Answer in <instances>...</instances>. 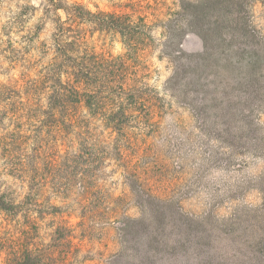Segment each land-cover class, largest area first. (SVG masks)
<instances>
[{
    "label": "trees",
    "instance_id": "obj_1",
    "mask_svg": "<svg viewBox=\"0 0 264 264\" xmlns=\"http://www.w3.org/2000/svg\"><path fill=\"white\" fill-rule=\"evenodd\" d=\"M251 1L116 0L113 10H92L73 0L29 5L24 14L34 19L30 42L39 41L46 26L51 30L48 42L32 48L36 54L24 67L28 72L0 81L2 264H65L72 230L63 219L62 203L77 200L81 209L105 206L103 183L111 161L124 179L137 178L123 148L135 140L134 129L142 130L154 118L147 63L154 51L172 65L168 85L183 69L209 73L213 90L207 91L202 107L223 100L219 88L225 91L233 80L250 92L245 100L253 97L264 83V36L252 27ZM188 35L200 40V52L183 51ZM106 40L120 44L121 52L107 51ZM181 56L188 59L179 62ZM219 112L224 118L230 115L223 108ZM256 130L252 124L241 127L248 137ZM3 178L14 183H3ZM261 184L262 206L245 211L253 223L237 217L225 225L231 227L226 237L200 232L187 240L198 251L197 264H264V176ZM126 186L139 197L133 184ZM154 200L162 203L151 193L137 199L141 216L125 218L123 235L150 219ZM19 214L23 224L16 223ZM48 220L50 228L42 230ZM193 222L198 226L203 220ZM153 242L158 243L139 237L135 257L146 258ZM168 243L174 246V239L161 240L163 247ZM125 250L121 242L120 252Z\"/></svg>",
    "mask_w": 264,
    "mask_h": 264
},
{
    "label": "rangeland",
    "instance_id": "obj_2",
    "mask_svg": "<svg viewBox=\"0 0 264 264\" xmlns=\"http://www.w3.org/2000/svg\"><path fill=\"white\" fill-rule=\"evenodd\" d=\"M42 1L0 0V81L27 73L24 67L30 56L36 54L32 51L36 42H48L50 26L43 30L39 41L30 42L34 19L24 14L29 5L38 6ZM73 1H80L92 10L95 6L113 10L116 3V0ZM20 14H24L21 19ZM250 20L255 34L264 36V8L260 0L251 1ZM104 47L113 55L121 52L117 42L106 40ZM181 48L186 53H197L201 42L188 35ZM187 59L181 56L179 62ZM147 60L151 71L148 82L155 95L154 118L142 130L134 129L136 137L131 144L136 148L130 143L123 148L132 160L137 178L130 175L124 179L119 165L111 161L103 183L104 195H108L103 201L105 206L101 203L97 209L94 203L81 209L77 200L62 203L63 219L72 230L65 264H137L143 259L146 260L142 264H197L194 255L198 251L188 239L200 232L225 236L231 230L226 224L237 217L253 223L252 215L249 213L246 217L245 211L262 206L259 187L264 176V137L261 135L264 133V83L253 97L245 100L250 92L234 80L233 84L229 81L225 91L219 88L223 100L202 107L209 95L207 91L213 90L214 85L208 72L197 74L183 69L168 85L173 72L168 60L158 59L157 50ZM222 108L229 111V117H222L219 112ZM244 124H252L256 132L248 137L241 131ZM260 137L262 140H257ZM2 182L14 183L6 178ZM127 182L134 185L139 197L146 198L151 193L162 203L154 200L150 208L155 210L150 219L136 224L135 230L126 237L123 235L125 218L141 216L139 197L132 195ZM11 188L17 191L15 186ZM48 198L52 200V194L48 193ZM194 220L203 222L197 226ZM17 222L24 223L20 214L16 216ZM44 224L47 226L42 230L51 226L49 220ZM139 237L158 241L152 243L146 258L135 257L140 251L136 246ZM162 239H174V246L168 243V247H163ZM121 242H124V252H120Z\"/></svg>",
    "mask_w": 264,
    "mask_h": 264
}]
</instances>
